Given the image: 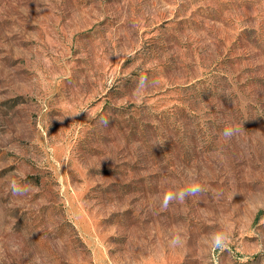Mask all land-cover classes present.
Instances as JSON below:
<instances>
[{"label": "rangeland", "instance_id": "rangeland-1", "mask_svg": "<svg viewBox=\"0 0 264 264\" xmlns=\"http://www.w3.org/2000/svg\"><path fill=\"white\" fill-rule=\"evenodd\" d=\"M0 264H264V0H0Z\"/></svg>", "mask_w": 264, "mask_h": 264}, {"label": "clouds", "instance_id": "clouds-1", "mask_svg": "<svg viewBox=\"0 0 264 264\" xmlns=\"http://www.w3.org/2000/svg\"><path fill=\"white\" fill-rule=\"evenodd\" d=\"M231 134V130H229V129H226L225 130V135L227 136V135H230ZM171 199V196H168V197H166V203H167V200H170Z\"/></svg>", "mask_w": 264, "mask_h": 264}]
</instances>
